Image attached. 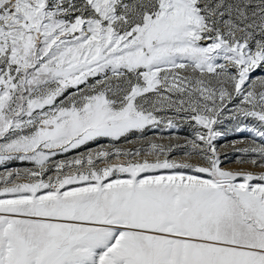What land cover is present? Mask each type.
Returning a JSON list of instances; mask_svg holds the SVG:
<instances>
[{"label": "snow or ice", "instance_id": "obj_1", "mask_svg": "<svg viewBox=\"0 0 264 264\" xmlns=\"http://www.w3.org/2000/svg\"><path fill=\"white\" fill-rule=\"evenodd\" d=\"M0 264H264V0H0Z\"/></svg>", "mask_w": 264, "mask_h": 264}, {"label": "rangeland", "instance_id": "obj_2", "mask_svg": "<svg viewBox=\"0 0 264 264\" xmlns=\"http://www.w3.org/2000/svg\"><path fill=\"white\" fill-rule=\"evenodd\" d=\"M257 74H259V73H257ZM181 135H184L185 134V132H181L180 133ZM149 136H151L152 135V133H149L148 134ZM245 137H247V134H243ZM239 139V135H229L227 138H226V140H222V141H220V143L221 144H227V147H224V148H222L221 149V152L223 153V152H232V144H231V142L232 141H234V140H238ZM120 145L121 146H123V147H129L130 145H126V144H124V142L123 141H121L120 142ZM244 145L243 144H237L236 145V147H243ZM224 167H226V168H228V167H230V168H237V167H245V168H248V167H250L249 165H237V164H235V163H232V164H229V163H225L224 165H223ZM253 171H260V169L259 168H254V169H252Z\"/></svg>", "mask_w": 264, "mask_h": 264}]
</instances>
